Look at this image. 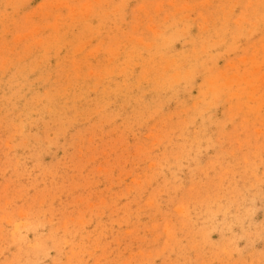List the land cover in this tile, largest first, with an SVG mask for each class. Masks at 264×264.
I'll use <instances>...</instances> for the list:
<instances>
[{
  "label": "rangeland",
  "instance_id": "374dc122",
  "mask_svg": "<svg viewBox=\"0 0 264 264\" xmlns=\"http://www.w3.org/2000/svg\"><path fill=\"white\" fill-rule=\"evenodd\" d=\"M0 264H264V0H0Z\"/></svg>",
  "mask_w": 264,
  "mask_h": 264
},
{
  "label": "bare ground",
  "instance_id": "6f19581e",
  "mask_svg": "<svg viewBox=\"0 0 264 264\" xmlns=\"http://www.w3.org/2000/svg\"><path fill=\"white\" fill-rule=\"evenodd\" d=\"M252 184V183H251ZM250 185V184H249ZM241 195V194H240ZM19 235V234H18ZM36 247V246H35ZM37 247H38V245H37ZM20 260V259H19ZM25 260V259H24ZM26 261V260H25ZM34 261V260H33ZM21 262V261H20Z\"/></svg>",
  "mask_w": 264,
  "mask_h": 264
}]
</instances>
